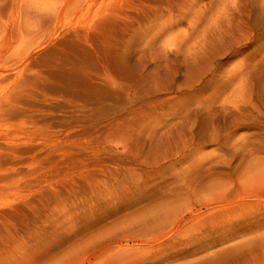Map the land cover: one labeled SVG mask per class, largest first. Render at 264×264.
Wrapping results in <instances>:
<instances>
[{"label":"rangeland","instance_id":"374dc122","mask_svg":"<svg viewBox=\"0 0 264 264\" xmlns=\"http://www.w3.org/2000/svg\"><path fill=\"white\" fill-rule=\"evenodd\" d=\"M263 217L264 0H0V264H263Z\"/></svg>","mask_w":264,"mask_h":264},{"label":"bare ground","instance_id":"6f19581e","mask_svg":"<svg viewBox=\"0 0 264 264\" xmlns=\"http://www.w3.org/2000/svg\"><path fill=\"white\" fill-rule=\"evenodd\" d=\"M262 220L259 219V224H252L251 226L249 225L248 228L249 230L246 232H242V235L239 238H247L249 237V239L247 241H245L241 246L245 247H249V245L254 244L255 245H260L264 243V217L261 218ZM254 223V222H253ZM217 227V226H216ZM230 230H232V227H236V225H230ZM219 228V227H218ZM246 230V229H245ZM263 231V232H262ZM263 233V234H261ZM235 234L230 233L228 236H225V238L223 239V241H221V244H225L227 242H230L232 240L235 239L234 237ZM256 243H260V244H256ZM262 246V245H261ZM239 247V248H242ZM257 247V246H256ZM249 250V249H247ZM227 252V251H226ZM249 252V251H248ZM253 252V251H252ZM243 253V252H242ZM247 254V253H246ZM248 255V254H247ZM245 256V255H244ZM247 259V258H246ZM249 259V258H248ZM253 260V257H252ZM251 262V261H250ZM254 263L256 264V262L254 261ZM261 263V262H260ZM253 264V263H252ZM264 264V263H263Z\"/></svg>","mask_w":264,"mask_h":264}]
</instances>
